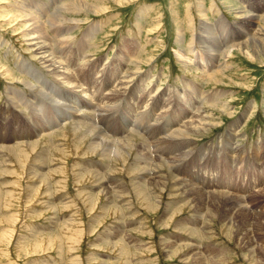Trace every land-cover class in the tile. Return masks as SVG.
<instances>
[{"label": "rangeland", "instance_id": "374dc122", "mask_svg": "<svg viewBox=\"0 0 264 264\" xmlns=\"http://www.w3.org/2000/svg\"><path fill=\"white\" fill-rule=\"evenodd\" d=\"M63 1L0 0V145L13 151L0 148V264H264V230L258 233L253 219L249 226L248 221L240 217V212H236L237 215L227 224L221 219L224 214L211 205L204 209L206 214L197 212L199 207L192 203L193 199L183 196L179 182L187 180L186 177L189 179V176L193 179L195 171H201L216 176L215 180L221 182L220 185L232 181L229 189L234 188L235 192L245 186L246 189L251 187L245 196L238 193L237 196L244 199L230 196L234 198V211L244 207L251 214L264 215V48L251 50L254 60L233 50V56L225 58L229 69L226 75H219L221 82L218 83L209 81L206 84L201 76L196 77L202 70L207 73L209 67L186 65L177 57L180 54L194 59L197 53L205 63H217L211 53H215L213 50H217L218 45L225 47L226 41L228 46L236 45L245 33H262L259 30L263 26L260 19L238 20L237 13L241 8L262 19L264 0H137L123 4L114 0H87L94 6L106 8L105 13L72 14L80 24L78 22L71 35H66L73 40L66 42L70 47L64 59L76 64L79 43L84 40L83 57L87 54L86 61H90L86 68L81 66L83 70L78 74L84 88L89 86L107 92L118 84L120 76L126 72H137L139 76L136 79L141 80L130 95V104L137 106L147 92L150 98L157 100L158 110L168 103L178 110L177 113L188 112L190 117L198 113L209 115L215 124L196 139L195 145L204 149L203 153L194 154L197 162L190 172L174 175V181L169 179L172 172L168 166H159L162 185L153 182L146 187L144 184L138 186L140 175L134 167L140 164L136 161L140 150L155 153L153 141L132 133L129 141L134 147L124 145L126 153H131L125 156V160H116L115 156L104 157L100 152L90 154L91 141L88 139L76 151L78 137L71 131V125H67L68 130H59L57 134L60 136H55V142L53 135L37 140L39 130L52 126L53 112L58 114L57 119L62 123L72 116L70 111L53 109L49 105L51 103L42 97L38 103V107L43 109L41 114L22 112L12 103V89L31 92L22 83L25 78L30 79L20 68L23 61L38 66L29 53L27 45L30 42L25 41V23L16 15L24 9L27 10L24 14L35 12L33 14L39 16L50 12L49 18H53V14L66 5L71 10L68 5L75 0ZM221 17L225 18L226 25H219ZM204 21L212 29L215 39L214 42L207 39L198 44L195 36H205L199 26ZM88 30L93 31L92 34L84 36ZM179 30L183 32L180 40ZM50 31L48 24L45 33L50 34ZM226 36L229 39L226 40ZM260 42L264 45V36ZM135 43L140 49L138 52L135 51ZM133 55L142 62L140 70L135 64L138 59L133 60V64L126 62L135 58ZM81 64L82 60L77 63L79 67ZM117 68L118 73L112 79V72ZM199 68L202 70H196ZM93 69L94 73H91ZM70 70L73 71L72 68ZM105 84L108 85L104 88ZM193 85L204 86L202 94L205 90L225 92L223 100L230 102L232 116L225 115L221 106L212 109L188 93L187 88ZM79 93L84 100L83 93ZM97 95L91 97L92 101L97 102ZM124 109L120 108L114 117L110 115L103 121L106 128L110 126L118 134L127 130V125L130 128L135 124L133 115L127 122L123 121ZM98 121L100 128L104 129L105 125L100 119ZM27 131L32 138H27ZM12 136L24 144L12 142L14 140L2 143ZM36 141L39 145L35 150L28 147ZM141 144L144 145L142 148ZM89 171L92 175L86 173ZM205 181L208 183V177ZM253 184L255 188H252ZM220 185L214 190L233 193ZM104 186L111 188L108 196ZM240 219L246 224L243 225ZM238 228L240 232L245 228L243 236L236 232ZM195 230L197 234H194ZM248 233L250 235L245 236ZM249 240L251 243L255 240L252 246L247 245Z\"/></svg>", "mask_w": 264, "mask_h": 264}, {"label": "bare ground", "instance_id": "6f19581e", "mask_svg": "<svg viewBox=\"0 0 264 264\" xmlns=\"http://www.w3.org/2000/svg\"><path fill=\"white\" fill-rule=\"evenodd\" d=\"M61 1H63V0H61ZM89 1H91V0H89ZM89 1H87V0H75L70 5H68V7L71 8V10L68 9L67 5H66L65 6L66 8H64V9L62 8L63 10L59 9V11L61 10L62 13H59V11L58 12L54 11L56 13L53 14V18H49L48 15L50 12L48 13V15L44 14L43 16L42 15L39 16V15L33 14L35 12H33V13L29 12L27 14H24V13H26L27 10L22 9L23 11L20 14L17 13L16 17L18 16L25 23V26L22 25V26H24L23 30L25 32V37H26L25 41L30 42L27 45L28 50L30 51L29 53L31 54V56L36 59L38 66H36V63L34 64L33 62H28V61L22 60L23 63H22L20 68L23 69L25 75H28L30 77V79H26V78L24 80L22 79L23 80L22 83H24V85L27 88H29L31 90V92L30 93L27 91L26 92H20V91L18 92V91H15L12 89L11 91L14 92V95L12 97V103L16 107H19L20 111H22V112H24V110H25L27 113L38 112V114H39L41 110L43 111V109L38 107V103L40 102V100H42V99H39V97H42L44 100H48L49 103H51L49 105H52L54 107L53 109H55V107H57L59 109L64 108L66 111H70L72 113V116L67 117L66 120L63 121L62 123H60L59 120L57 119L58 114L56 112H53V120H51L52 126H50L49 129L44 128L42 130H39V133L35 129L33 131L38 133L37 140H39L42 137L44 139V137H46V136H52L53 135V139L51 137L50 138L53 140V142H55V136L59 135V134H57L58 132H60L59 130H62V131L68 130L67 125H71V128H72L71 131H73L75 136L78 137V141H76V143L73 142V143H75L74 149H76V151L80 150L78 148V146L81 144H84L86 142V140L88 139L91 141L89 148H88V150L90 151V154L95 155L96 153L100 152L101 155H104V157L105 156L106 157L115 156L116 160H120V159L125 160V156L129 155L131 153H129V154L126 153V149H125L124 145H127V146L129 145V147L131 146L130 148L134 147L133 144L129 141V136H131L132 133H138L142 137H145L147 139V141H149V140L153 141V143L155 145V150H156L155 153L150 152V154H149V153H146V152L140 150V153H138L139 157L136 156L138 159L136 161L140 162V164H136V167H134V169L137 170V172L140 175V182L137 183L138 186L140 185L139 187H141L143 184L146 187L148 185V183L150 185L153 182L156 183L157 185H162V183H161L162 178L160 177L159 166L160 167H162V166L165 167L166 165L168 166L169 170L173 173V174L171 173V175L169 176V179H171V180H174V178H173L174 175L180 176L181 174H185V172L188 170H189L188 172H190L191 171L190 169H193L192 167L195 166L194 164H196V162H197V160L195 159V155H197L199 152L203 153L202 151L204 149L203 147L200 148V147H197L195 145L196 139L198 137L202 136V134L206 133L207 131H209L210 129H212L215 126V124H213L214 122H211V117L209 115L204 116L203 114L198 113L197 115L190 117L191 115H188V112L182 113V111H181V113H177L178 110L176 111V109H174L172 107V105H170L168 103H167V105L162 107L161 110H158V109H160V107L157 103V100L150 98V93H147L146 90L144 91L146 93H144V95H142L141 100L137 106H135V103L133 105L130 104L129 103L130 95H133V92L135 91V89H137V86H139V84H138L139 80H141V78L138 80L136 79L139 76V73H137V72L136 73L126 72L123 77L122 76L119 77V80L117 81L118 84L116 86L114 85L115 87L108 90L107 92H103L101 89L92 88L89 86L84 88V85H82L81 81L79 80V75H80L79 73L83 70V69H81V66L86 68V66H88L89 62H90L89 60L86 61L87 56H88L87 54H86V57H83L84 49L86 48V44H85L84 40H82L79 43L78 53H77L78 62L82 60V64L80 65V67L77 65L78 62L76 64H74L75 62H73L71 60L64 59V57L67 54L69 47H70V45H66V42L73 40V39H71L72 38L71 36H66V35L70 34L72 30H74L75 28L78 27V22L80 24V21H78V19H76V18H73L72 14L75 13L77 15L78 14L81 15V14H84L86 12L96 14L97 11L99 13H105V11H106V8L104 9L103 7H100V6H96V5L94 6L93 4L89 3ZM114 1L117 2L118 4L119 3L123 4V3H128L127 1L133 2V1H137V0H114ZM66 2H68V1H66ZM63 4H64V1L62 2V5ZM58 7H60V6H58ZM203 7H201V8H203ZM19 10H21V9H19ZM239 10L240 11L237 13V19L238 20H249L250 18H252V20L260 19L259 21L263 26H260L259 30L262 33H260V32L259 33L252 32L251 34L245 33L243 35V39L241 40V42L236 44V45L233 43L234 45L228 46L227 41L225 43V47L218 45L219 48L217 50L216 49L213 50V51H215V53H211L212 55H214V59H216L218 61L215 64L213 62L205 63L206 61L204 62V58L199 56V54H197V53H196L197 56H195V57L193 56L194 59L189 58L190 56L187 57L186 55H185V57H183L180 54L177 55L179 61L186 63V65L193 64L196 67L197 66H201L202 68L203 67H205V68L209 67L207 69L208 70L207 73L202 72L205 70H202L200 68L196 69L199 71L202 70V71H200L201 73L196 77L198 78L201 76L202 79H204L206 84L209 81H214L216 83L221 82L220 80H218L219 75H221V76L226 75V71L229 69L228 63H227V61H225V58L226 59L231 58L233 56V52H234L233 50H236V52H238L240 54H244L248 58H250L251 60H254L252 58L251 50H253V49L258 50L259 48L260 49L264 48V45L260 42L261 40H263V36H264V35L263 36L261 35L264 33V18L261 19L260 17H255L253 15H250L248 13H251V12L246 13V11H243L241 8H239ZM29 11H31V10H29ZM8 17H9V15H8ZM50 17H52V16H50ZM12 22L13 21H11V23ZM48 24H49L50 29H51L50 34L45 33V27ZM66 24L72 25V27L67 26ZM226 24L227 23L225 22V18L223 19V17H221L219 25H226ZM199 26L201 28V31H203L205 33L204 34L205 36H201L200 34H196V36H195L196 40L195 41L198 44L199 43L201 44L202 42H204L207 39L211 42H214L215 38L213 39L212 29L209 28L208 24L205 23V21H204V22H200ZM92 32L93 31L88 30L85 32L84 36L88 37L92 34ZM182 33L183 32L179 30V36H180V38H178L179 40L181 38H183ZM16 34H18V33H16ZM250 37H251L250 41H247ZM216 38H218V37H216ZM227 38L229 39L228 36H226L225 39L227 40ZM135 45L137 48L135 51L138 52L140 49L136 43H135ZM206 46H209V45H206ZM90 47H89V49H90ZM258 51H257V53H258ZM182 52H184V50ZM194 55H195V53H194ZM133 56H135V55H133ZM137 56H138V54H137ZM137 56H135V58H133L132 60H126V62L130 61V63H132L133 60L138 59ZM138 57L140 58V56H138ZM61 58H63V60ZM139 60L140 59L136 60V62H135V64L138 67L137 70L141 69L140 65L142 62H139ZM122 62H124V61H122ZM76 66H77V68H75ZM92 66H93V64H92ZM71 68L73 69V71L70 70ZM113 70H115V69H113ZM118 70L119 69L117 68L115 72H112V75H113V76L111 75L112 79L116 77ZM90 72L94 73V69L91 70ZM6 73H8V76L12 77V74H10V71H7ZM104 74H106V73H104ZM82 75H84V74H82ZM7 78H9V77H7ZM109 78L110 77H108V79ZM22 80H20V81H22ZM107 85L108 84H105L104 88ZM49 86H50V90L48 89ZM203 87L204 86L201 87L198 85H193L191 87H188L187 88L189 90L188 93L192 94L195 98H198L201 101H204L212 109L213 108L217 109L221 106L222 107L221 111H223V113L225 115L232 116V113H231L230 108H229L230 102H226L223 100V97H225L224 96L225 92H222L221 90L208 92L205 90V92H203V94H202L201 90L202 91L204 90ZM51 90H53V93ZM77 90H79V91H77ZM75 92H77V93H75ZM79 92L83 93L84 100H81L82 95ZM96 94H98L97 96L99 98H98L97 102H94V101H92L91 97L93 95H96ZM8 96H10V95L8 94ZM87 101L90 102V104L87 103ZM120 108H125L124 109L125 114H123V118H124L123 121L127 122L129 116L133 115L135 124L134 125L132 124V126H131L132 128L131 127L129 128L127 125V127H126L127 130L121 131L120 133L117 134L114 130H112V128H109L110 126L107 127L108 128L107 129L105 122H103V121L110 115H113V117H114L116 114L115 112L118 111ZM131 116H130V118H131ZM98 118L101 120V123L105 125L104 129L100 128ZM107 119H109V118H107ZM114 123H115V121L113 122V125H114ZM107 124H109V123L107 122ZM114 127H116V126H114ZM122 128L124 129V127H122ZM116 131H120V130L118 128H116ZM28 133H30V132L29 131L26 132L27 136L29 135L27 137L29 139L31 136ZM56 139H57V137H56ZM131 139L132 138H130V140ZM12 140H14V141H12ZM11 141L14 143H23V142H21L22 140L17 139L15 136H12L9 139L6 138V139L2 140V143L7 144V143H11ZM149 143L152 144L151 142H149ZM145 144H147V143H145ZM38 145L39 144L36 141V144L35 143L34 144H28V147L31 148L32 150H35V148L38 147ZM25 146H27V145H25ZM140 146H141L140 148H142V146H144V145L141 144ZM146 146H149V145L147 144ZM0 148H3V150H7L8 152L12 151V150H10L9 147H5V145H0ZM57 149L59 150L58 147H57ZM135 149H136V146H135ZM152 151H154V150H152ZM59 152H60V150H59ZM62 153H61V155H62ZM177 153H180V154L178 155ZM210 154H212V152ZM210 154H208V155H210ZM191 155H194V156L191 158L190 157ZM208 155H205V156H208ZM64 156H66V155H64ZM226 158L229 159V156H227ZM226 158L224 160L225 163L227 161ZM127 161H128V159H127ZM144 162H145V164L143 165ZM229 168H231V167H229ZM195 169H197V168H195ZM106 170H111V169L107 168ZM183 170H185V171H183ZM203 170L205 171L204 167H203ZM111 172H112V170H111ZM86 173L87 174L90 173V175H92L90 171L86 172ZM221 173H222V171H221ZM195 174H196V176H193V177L198 178L196 180V182L194 181V178L190 179L191 176H189V179H188V177H186L187 180L182 181V182L179 180V182L181 183V190H182L183 196L185 198L189 197V199L190 198L193 199L192 203L196 204V206L199 207L198 208L199 211H197V212L202 213L204 211V209L208 208L211 205L215 209H219L218 211H220L224 214V215H221V219L223 220V222H225L227 224L228 223L230 224V222L233 219L232 217L234 215H237L236 212L237 213L240 212L239 213L240 217H243V219L245 218L248 221L247 223L249 226L252 225L251 224L252 219L256 222L257 228H255V229H257L258 233H260V232H262V230H264V228H263L264 223H262V220H264L263 214L262 215L258 214V213L251 214L249 212V210H246L244 207H242L241 209H238L237 211H234L236 209V206L233 207V204H232V201L234 200V198L230 197V196L234 195L236 197H239L240 199L241 198L244 199L243 196L242 197L237 196L238 193L243 194L245 196V193H249L250 190H248V189H250L251 187H248L246 189V186H245L244 188H240L235 192L234 188L229 189L230 186H232L231 185L232 181H228L229 183L225 182V185H220L221 182H219V181L216 182L215 179L217 177L214 175H209L208 173L204 174L201 171H195ZM207 175H209V176H207ZM241 175H242V173H241ZM241 175H240V178H241ZM149 176H151V177H149ZM206 177H208V183L205 181ZM240 178H237V179H240ZM241 180H243V179L241 178ZM237 183H238V181H237ZM202 185H203V188L201 187ZM217 185H220L222 188L228 187V190L232 191L233 193H230V192L226 193L223 190H218V189L214 190L215 186H217ZM242 185H245V184H241V186ZM258 186H261V185H257V187ZM109 187L104 186V188H105L104 191H106L107 196L109 195L108 193L110 192V189H111V188L109 189ZM252 188H255V184H253ZM243 189H245V191ZM111 197H113V196H111ZM107 198L109 201L111 200L110 197H107ZM151 201H153V200H151ZM217 201L219 203H217ZM144 202H148V201H144ZM242 205H239V207ZM146 206H144V207H146ZM223 209H225V210L221 211ZM204 213H205V211H204ZM207 213H209V212H207ZM218 216H219V214H218ZM202 219H203V217H202ZM234 219H236V218H234ZM243 221L244 220H241L242 223H243ZM194 222H196V220ZM236 222L237 221L235 220V224H237ZM235 224H234V226H235ZM245 224L246 223L244 222L243 225H245ZM232 226H233V224H232ZM191 231L194 232V230H191ZM240 231H241L240 229L238 231H236V232H238L239 236H241L243 233H245V228L242 232H240ZM197 233L198 232L196 231L194 234H197ZM249 235L250 234L248 233L245 236H249ZM110 236H112V235H110ZM253 241H255V240H253ZM253 241L251 243L249 240L247 245L252 246ZM253 249H254V247H253ZM260 250H262V249H260ZM254 254H255V252H254ZM251 256H253V254ZM259 258H257V259H259ZM200 262L204 263V261H202V260Z\"/></svg>", "mask_w": 264, "mask_h": 264}]
</instances>
